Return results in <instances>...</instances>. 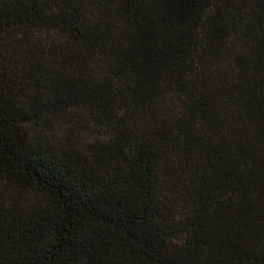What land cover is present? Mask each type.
I'll return each instance as SVG.
<instances>
[{
	"label": "trees",
	"instance_id": "obj_1",
	"mask_svg": "<svg viewBox=\"0 0 264 264\" xmlns=\"http://www.w3.org/2000/svg\"><path fill=\"white\" fill-rule=\"evenodd\" d=\"M0 264H264V0H0Z\"/></svg>",
	"mask_w": 264,
	"mask_h": 264
}]
</instances>
